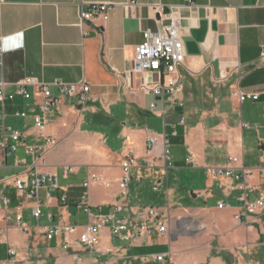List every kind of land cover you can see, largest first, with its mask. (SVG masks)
Listing matches in <instances>:
<instances>
[{
	"label": "crops",
	"instance_id": "0c3cea01",
	"mask_svg": "<svg viewBox=\"0 0 264 264\" xmlns=\"http://www.w3.org/2000/svg\"><path fill=\"white\" fill-rule=\"evenodd\" d=\"M96 3L112 5L109 22L99 29L80 19L81 7ZM158 5L177 7L181 17L183 107L141 90L144 82L157 85V74L133 72L144 34L169 24L155 17L152 7ZM263 51L264 0H0L5 93L35 79L59 98L56 83H86L92 97L85 106L62 98L43 133L34 126L42 113L33 87L30 99L18 95L6 106V125L26 138L15 152L0 147L6 162L0 168V262L12 259L14 250L12 264H264V213L245 214L246 205L264 198ZM239 92L259 99L241 102ZM100 114L112 118L110 127L94 125ZM42 136L54 145L39 170L53 173L58 187L48 184L36 198L27 197L16 180H30L34 161L27 148L48 146ZM151 136L158 139L154 149L148 147ZM131 151L137 165L124 199L119 182ZM233 158L239 163L232 164ZM227 168L234 176L244 169L249 175H218ZM90 179L93 214L110 215L122 206L117 217L138 226L139 211L156 206L167 212V234L139 237L131 230L120 238L106 227L90 249L81 241L89 217L79 208ZM38 201L43 215L36 220ZM18 215L30 233L19 230ZM58 226L77 231L50 238L49 230Z\"/></svg>",
	"mask_w": 264,
	"mask_h": 264
},
{
	"label": "built area",
	"instance_id": "2783aa9c",
	"mask_svg": "<svg viewBox=\"0 0 264 264\" xmlns=\"http://www.w3.org/2000/svg\"><path fill=\"white\" fill-rule=\"evenodd\" d=\"M190 6L194 5L192 2ZM87 9L81 7L80 19L81 24L90 23L93 24L97 29L103 28L110 20V12L112 5L110 4H89ZM155 13V17L160 16L161 18L167 19L169 24L160 28L157 32L147 31L144 34V42L136 47L134 57V69L133 72L136 75H142L145 73H155L159 76V83L153 87H149L147 83H143L140 87L143 92L153 93L154 95L163 99V101L169 97H172V102L180 107H183L180 96L183 92V86L181 83V75L179 69L184 65L186 59V49L183 42L181 33V17L179 15L177 7H169L168 11L164 6L158 5L152 7ZM260 64L264 65V51L260 56ZM16 90L14 93L8 95L6 92L7 85L0 84V128L3 129V139L0 142V147L11 152H15L18 146L25 142V134L14 130L6 125L7 107L9 104L15 102L16 97L22 96L28 100L31 98V94L28 91V87H33L35 92L41 99L40 109L41 115H36L34 118V126L39 132L43 133L47 126V116L58 106L62 98L78 99L82 105H86L92 97L90 95V86L86 83L66 85L62 83H56L55 86L59 88L60 98L54 97L50 86L39 83L35 79H26L17 83ZM235 96L241 102L246 100H258L259 95L247 94V93H236ZM153 111L156 109V105H152ZM162 112L160 115H164ZM18 116L25 118V113H18ZM46 140V146L42 149L36 147H28L27 152L32 156L34 166L31 168L30 180L25 178H18L16 180L17 190L27 197H37L38 192L48 186L57 188V177L49 171H40V165H45L46 154L54 145L52 139L42 136ZM148 147L154 149L158 145L157 137L151 136L148 140ZM168 141H165V152L164 159L170 160L168 153ZM232 164H238L239 159H231ZM6 165L5 160L0 159V168ZM18 166L25 165L24 161H18ZM137 165V155L134 151L127 154V157L122 165L123 177L119 182V188L122 197L128 198L129 185L131 183L130 170ZM219 176L232 177L234 172L232 168L220 169L218 171ZM217 175V176H218ZM249 175L244 169L242 174L235 175L237 179L246 178ZM91 179L85 183L87 192L81 197L79 208L83 210L89 217V225L86 227L85 232L81 235V241L90 249L95 248L100 243V233L103 228H109L112 235L123 238V235L131 230H134L136 236L139 237H151L155 232L161 235L167 234L168 226L166 224L167 212L165 209L155 207H144L142 208L137 216V221L140 223L135 226L130 221L129 217L118 218L117 213L123 211L122 206H117L114 212L110 215H95L91 212L89 203V188ZM157 189V186L156 188ZM63 202L67 201L65 196L62 197ZM4 203L8 204L9 201L4 199ZM224 204H220V208H224ZM41 202L38 201L37 205L33 208V216L36 220H39L43 212L41 211ZM258 211L264 213V198L255 203L248 204L245 207V214H255ZM17 222L19 223V230L26 234L31 232V228L27 225H23L22 217L17 216ZM75 233L76 227L58 226L49 230V237L54 234L59 235L61 232ZM12 259L0 262V264H12L13 259L16 256V252L10 251ZM158 262H164L163 257L157 258Z\"/></svg>",
	"mask_w": 264,
	"mask_h": 264
},
{
	"label": "trees",
	"instance_id": "16d2710c",
	"mask_svg": "<svg viewBox=\"0 0 264 264\" xmlns=\"http://www.w3.org/2000/svg\"><path fill=\"white\" fill-rule=\"evenodd\" d=\"M94 125H101L104 127H110L111 124L114 122L112 118L104 116L103 114H100L99 116H94L93 118Z\"/></svg>",
	"mask_w": 264,
	"mask_h": 264
},
{
	"label": "rangeland",
	"instance_id": "374dc122",
	"mask_svg": "<svg viewBox=\"0 0 264 264\" xmlns=\"http://www.w3.org/2000/svg\"><path fill=\"white\" fill-rule=\"evenodd\" d=\"M170 151V150H169ZM172 153V152H171ZM84 170V169H83Z\"/></svg>",
	"mask_w": 264,
	"mask_h": 264
}]
</instances>
